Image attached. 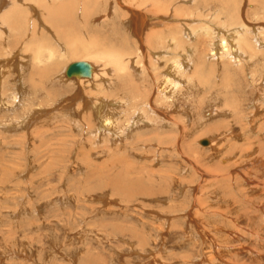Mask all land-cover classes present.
Listing matches in <instances>:
<instances>
[{
    "label": "rangeland",
    "instance_id": "obj_1",
    "mask_svg": "<svg viewBox=\"0 0 264 264\" xmlns=\"http://www.w3.org/2000/svg\"><path fill=\"white\" fill-rule=\"evenodd\" d=\"M177 1L170 0L167 5ZM195 1L220 13L229 0ZM248 1L234 3L241 6L248 18H255L258 15L246 7ZM251 2L262 6L256 0ZM29 3L30 0L25 3L28 9L24 10L34 6L42 22L48 24L40 7L54 8L55 1ZM114 4L113 0L93 13L88 12V20L80 18L79 5L78 13L73 11L77 16L67 17V27H60L68 28L67 32L72 30L70 35L74 39H101L109 48L124 43L123 37L136 42L132 30L125 25V10ZM184 6L177 8H182V15L189 16L190 11ZM30 12L34 17L35 13ZM258 18L264 26L263 13ZM34 23L44 32L39 35L42 39L51 38L44 42L48 48L42 54L45 59L50 49L58 55L60 49L66 51L65 41L59 39L53 27L44 26L38 15ZM117 27L122 29L121 34L113 29ZM24 29L14 31L13 35L18 36L10 35L7 39L5 35L7 48L0 52V63L7 67L0 66L12 71H22L24 67L32 89L36 85H32L31 76L40 64L30 60L42 46L38 47L36 42L26 47ZM205 44L203 47L209 49L210 42ZM131 46L134 50L135 44ZM58 55L52 62L63 61ZM63 62L59 72L68 65ZM199 70L198 90L177 102L192 117V125L183 120L184 127L179 131L171 124L160 134L152 133L141 140L125 138L115 144L108 136L96 143L91 137L95 125L77 122L75 127V122L68 121L70 116H63L62 104L50 106L56 98L63 99L74 91V85L48 84L45 76L35 77L37 82L43 79L46 85L29 101L33 107L44 108L38 111L39 117L34 116L42 138L35 136L30 140L29 133L25 134L27 130L22 128L14 133L0 128V264H264V103L260 104V113L253 117L251 108L257 90L248 78L237 75L234 85L225 90L227 83L218 82L214 72L207 68ZM50 72L44 73L47 78ZM58 75L56 72L55 78ZM17 76L10 77V92L19 85L16 82L22 76ZM259 77L264 79V75ZM134 79L144 98L155 89L149 77L137 74ZM260 86L264 91V82ZM210 99H217L224 113L231 111V115L241 116L244 125L228 117L225 122L223 117L201 122ZM158 109L179 122L177 113H168L167 107ZM4 115L0 113V125L16 123ZM156 115L166 118L158 112ZM248 116L257 120L258 128L253 132L246 125ZM230 129L235 134L225 135ZM215 136L224 138L219 141L218 155L200 142ZM248 151L251 154L246 156ZM224 157H230L229 161H221ZM223 259L225 262H221Z\"/></svg>",
    "mask_w": 264,
    "mask_h": 264
},
{
    "label": "bare ground",
    "instance_id": "obj_2",
    "mask_svg": "<svg viewBox=\"0 0 264 264\" xmlns=\"http://www.w3.org/2000/svg\"><path fill=\"white\" fill-rule=\"evenodd\" d=\"M28 1L0 0V52L7 48L5 46L6 43H4L5 35L8 36L6 37L7 39L10 35L18 36L13 35L14 31L23 27H26L23 34L27 36L28 40L25 39L27 41L26 47H30L36 42L39 43L38 47H44L34 51L33 57L31 56L30 63L34 60L37 65L40 64L36 73L31 76L32 85H36L32 89L26 80L25 75L27 72L24 67H21L22 71L4 70L5 63H0V65L4 66H0V113H4V116L12 117L16 121L14 124L0 125V128L8 132L14 133L18 128H22L27 130L25 134L26 132L27 134L29 133L28 139L31 140L35 136L42 138L43 132H41V129L39 130L40 126L37 125V118H34V116L39 117L36 116L38 111L44 110V108H41L42 105L33 107L30 105L33 102L30 103L29 101L33 99L36 92L45 90L46 85L42 81L45 79L44 76L48 84L58 82L66 87L74 85L72 86L74 91L68 92V96L63 99L56 98L50 106L62 104L61 106L64 108L62 110L64 112L63 116H70L68 121L75 122V127H78L77 122L89 123L90 126L95 125L96 129L93 128L94 133L91 134V137L94 138L96 143L103 141L102 136L110 137V139H113L114 144L116 141L120 142L125 138L129 139L131 137H135V140H141L146 135L162 133L164 131L163 128L171 124L176 126L179 131L184 127L181 122L183 120L188 126L192 125V117L185 108L179 107L177 102L184 97L189 98L195 94L199 87L196 76H199V69L203 68L214 72V78L218 82L224 81L227 83L224 86L225 90L228 89L226 87L234 85L232 83L237 75L248 78L250 84L257 90L256 98L251 108L253 117L260 113L261 102L264 103L263 87L260 88L264 79L259 77L264 75V26L258 22V16L260 13L264 15V10H262L264 9V0H256L262 6L256 5L251 0L248 1L246 7L252 8L255 14L258 15L254 16L255 18H248V14L242 13L244 10H241V6H236L237 4L234 3V0L223 1L225 2L223 5L224 9L220 13L219 10L216 12L212 11V7L208 8L204 3L199 4L195 0H178V3H172L170 4L171 6L167 5L170 0H114L116 4L118 3L125 10L123 17L127 21L124 23L132 30L136 42L123 37L124 43L120 46L112 45L111 48L107 47L103 41H100L101 39L94 40L92 38L93 40L86 39V41L82 38V40L74 39L70 35L72 30L67 32L68 28L61 29L60 26L61 24L66 26L67 17L77 16L73 11L77 12L79 5L81 6V16H78L81 19H85L88 12L93 13L98 7L103 8L113 0H69L67 3L62 2L64 0H54L56 7L41 5V14L49 26L54 28L56 35L60 37L58 38L65 41L64 43H66L67 47L66 51L60 49L63 51L60 52L59 50V55L52 49L48 50L46 59L42 55L44 49L47 48L44 42H46V39L47 41L51 40V38L45 36L46 39H42V36H39L44 35V32L40 30L41 27L39 28L37 23L33 24V19L38 15L44 26L48 24L42 22L41 16L37 12L38 9L36 10L34 6H30V10L35 13L34 17L31 16L30 10H24L26 7L28 9V5L25 4ZM116 4L114 5L116 6ZM182 4L183 6L190 4V6L188 5L189 7H183L190 11L189 16L182 15V8H177ZM105 11H108V9L106 8ZM107 18L106 15L104 21ZM69 25L71 26V24ZM45 28L47 29V27ZM113 29L118 34H121L119 31L120 27ZM39 38H41L40 41ZM131 39L134 40V38ZM207 42H210L209 49L205 47L208 49L209 54H206V49L203 47ZM132 44H135L134 50L131 46ZM56 54L63 61L66 60L62 62L68 63V65L75 61L90 62L93 66L92 76L69 77L66 74V69L63 72H59L62 64L60 62L61 59L57 60V62H52L53 58L57 56ZM211 62L214 63L211 64ZM67 66L64 67L67 68ZM45 72L47 74L50 72L51 76L47 78L46 74H44ZM56 72L59 75L55 78ZM18 74L22 76L16 82V85H18L17 83L19 85H14L16 86L14 87L15 91L10 92L9 87H7L10 77L15 76L16 78ZM137 74L142 75L143 78L149 77L152 80L155 87L151 91L153 95L148 92L146 98L143 97L141 86L134 79ZM35 77H42L43 79L37 82ZM35 81L37 84H35ZM75 84H77L76 87ZM47 92L48 94H46L49 95L50 92ZM85 93L88 94L86 95ZM215 93L218 94L217 92ZM107 97H111V99L113 97L114 99L109 100ZM216 100L212 99L206 112H202L204 114L200 119L201 122H207L210 118L216 119L217 117H223L225 122V120L228 121V117L229 120L244 125V119L241 116L231 115V111L224 113L217 105ZM89 106H91V110ZM158 107H167L168 113H177L179 122H174V119L164 115ZM156 112L166 117L165 120L163 118L160 119ZM16 115H19V117L17 118ZM74 118L78 119V121H75ZM256 123L257 120L253 121L252 117L249 118L248 116L246 118V125H250L249 131L253 132L258 128ZM33 127L35 130L28 131ZM229 134H235V131L230 129L225 135ZM236 135L239 136V134ZM250 138L247 137L245 139L250 140ZM208 139L209 144H201L216 151L218 155L221 152L219 141L224 139L223 136H215V138ZM250 154L251 152L249 151L245 153L246 156ZM224 158L221 161H229L230 159V157ZM221 262H225V259L221 260Z\"/></svg>",
    "mask_w": 264,
    "mask_h": 264
},
{
    "label": "water",
    "instance_id": "obj_3",
    "mask_svg": "<svg viewBox=\"0 0 264 264\" xmlns=\"http://www.w3.org/2000/svg\"><path fill=\"white\" fill-rule=\"evenodd\" d=\"M93 73V66L87 61H75L70 63L66 68V74L69 77H91ZM202 144H209L207 139L200 141Z\"/></svg>",
    "mask_w": 264,
    "mask_h": 264
}]
</instances>
